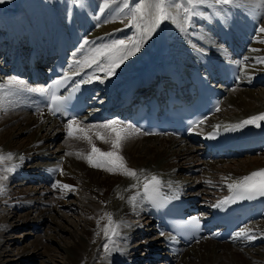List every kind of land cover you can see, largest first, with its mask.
I'll use <instances>...</instances> for the list:
<instances>
[{"label":"bare ground","instance_id":"obj_1","mask_svg":"<svg viewBox=\"0 0 264 264\" xmlns=\"http://www.w3.org/2000/svg\"><path fill=\"white\" fill-rule=\"evenodd\" d=\"M100 6L101 0L79 2L75 0H0V87L6 85L10 78L23 80L29 85L25 78L5 76L4 71L6 70L9 74L10 70L9 65L6 64L12 62V58L15 57L14 50L22 53L28 47V40L36 43H50L54 33L62 28V26L58 27L55 21L64 18L65 22L72 25L74 39H76L70 48L68 65L70 72L82 74L87 71L92 75L95 73L103 77L102 82L97 80L98 104H94L90 114L100 113L105 107V98L114 97L116 87L120 84L139 75L155 74L154 76L160 79L162 75L159 74L167 66L180 68L183 64L189 63L190 58H195L191 55L197 56L196 58L209 71L214 68L215 60L236 61L239 55L248 58L244 63L246 70H243L242 81L231 88L220 113L218 112L206 124L204 123V130L213 129L216 125H221L222 127L219 128L221 129L224 128L223 126H230L264 113V84L259 83L264 80V64L256 62L257 57H264V43L260 42L264 40V33L259 32V27L264 26V10L254 5L238 8L245 12L240 17L234 8H231L226 18L232 21L234 29L219 35L222 40L219 45L218 40L213 44L204 42L208 31L212 29V22L214 26L224 23L221 18L213 19L216 16L213 14V9L202 8L201 11L208 18H194L193 27L187 32H181L173 22L165 21L143 44L140 51L116 70L115 75L105 77L103 73L97 72L95 67L81 70L76 61H82L93 47H99L114 40L130 41L136 36V30L129 26L130 21L125 14H116L107 10L101 14ZM250 16L253 19L259 18L256 24H253V20L247 19ZM84 40L90 43L81 49L80 46ZM231 43L234 44L237 54L230 50ZM202 48L212 51V54L209 55L208 51ZM78 79H80L79 75H77V82ZM76 81L75 84L80 85ZM106 88L107 90L110 88L111 92L108 93ZM0 98H3L6 109L0 111V151L23 157L22 160L5 161V165L0 166H11L13 163L18 165L16 171L12 172L5 182L6 193L0 195V203L6 206L1 209L3 215H0V244L4 230L13 226L7 224L9 209L11 211L26 210V213L21 216L23 224L32 217L36 227L38 223L48 220V223L56 224V230L63 231L65 229L61 227V220L65 221L67 217L61 212V208L65 209L74 204L78 209L77 225L83 226L85 241L72 264H132L134 261L133 264H136V260H139V257H136L139 255L137 249L141 247L139 244V247H134L133 251L122 243V245L117 243L118 246H123L120 251H113L111 254L103 251L106 240L102 229L107 224V220H101V217L105 213H111L114 220L127 225L122 229V235L117 242L120 240L127 243L133 242L131 233L141 230L143 226H147L149 230L156 233L157 230L152 227L154 221L149 215L146 200L138 196L136 206L129 203L131 196L137 195L138 192L142 194L144 177L158 176L163 181L161 192L169 196L180 195L193 202H200L205 210L207 205H214L228 196L230 192L227 188L228 183L264 169V153L256 156L247 155L230 160L233 161L232 164H226L228 162L224 164L222 159L210 161L204 159L201 147L189 140L182 142L172 137L146 136L141 133L127 142L122 149V155L127 160L128 166L143 170L139 188L133 189L131 185L137 181L120 174H110L101 169L92 168L84 159L77 157L75 153H86L90 150V146L86 141L69 138L67 123H62L60 126L57 120L50 119L49 114L38 105L31 94L24 92L11 95L6 91H0ZM83 118L78 119L82 122L81 126L92 124L87 122L89 114L84 115ZM253 126L248 125L249 130L243 131L249 132ZM93 141L102 150H110V145L103 144L94 136ZM54 143L57 144L56 148L49 150ZM70 152L73 155H68ZM38 159L44 162L39 166L40 172L45 173V176H53L51 188L46 190L33 188L25 192L23 189H13L8 186L11 180H22L29 166L28 162ZM60 168L63 169V173L57 170ZM198 172H200L199 175H197ZM201 176L204 185H201ZM225 177L230 179L225 180ZM60 184L71 185L74 190L62 189L59 187ZM50 191H53V195ZM48 195L58 198L53 197V201H47L45 198ZM121 196L124 199H121ZM202 196L204 200L199 201ZM247 227L251 228V234L257 237L254 241L236 239L234 235L228 241L220 243L207 237L204 243L184 249L174 244L176 250L173 254H169V257L173 259V264H243V262L264 264V258L261 257L264 255V216ZM73 230L74 228L67 231L73 234ZM66 234L72 238V235ZM156 236V239L161 240V247L167 250L169 245L164 244L168 239H162L160 234ZM171 246L174 249L173 244ZM35 254H37L36 251L33 255ZM249 258H252V261ZM0 264H3V261H0Z\"/></svg>","mask_w":264,"mask_h":264},{"label":"snow or ice","instance_id":"obj_2","mask_svg":"<svg viewBox=\"0 0 264 264\" xmlns=\"http://www.w3.org/2000/svg\"><path fill=\"white\" fill-rule=\"evenodd\" d=\"M264 10V0H101V6L99 11L104 14L105 11L113 12L116 14H125L130 21L131 27L136 30V36L131 38L130 41L114 40L108 44H102L99 47H93L89 55L85 56L82 61H76V64L81 70L85 68H93L99 73H103L105 77H112L115 75L116 70L131 56H134L140 51L143 44L153 35L159 26L165 21L173 22L181 32H187L193 27V20L197 17H205L202 8L213 9V14L216 16H227L229 8H244L246 6H252ZM123 22V21H121ZM259 32L264 33V26L259 27ZM264 43V40L260 41ZM90 42L84 40L80 46L83 49ZM253 51H257L253 49ZM245 60L248 58L245 57ZM256 62L264 64V57H257ZM238 67H242V70H246L244 61L236 62ZM80 73H74L79 75ZM70 77L65 75L61 79L54 82L51 89L49 88H34L30 87L25 81L16 78H10L6 85L0 87V91H6L11 95H19L24 92L39 93L47 98L49 105L48 110L56 115L57 113L66 112V104L71 96L64 97L57 94L59 87L64 84ZM103 77L96 75L95 73L89 77L87 82L93 80H99L102 82ZM6 110L3 104V98H0V111ZM216 111H220L217 108ZM264 121V113L251 116L247 119L240 121L239 123L232 124L230 126H223L225 131L241 130L248 125H254L260 127V122ZM81 121L75 117L69 119L67 123V136L69 138L86 141L90 146V150L86 153L78 152L75 155L81 159H84L89 166L96 169H101L110 174H120L124 177L131 178L137 183H133L131 188H139L140 175L143 170H137L128 166V162L122 155V149L124 145L133 138L141 135L138 128L132 125L123 124L119 120H109L101 124H90L87 126H81ZM204 121H197L193 130L198 128ZM221 125H216L215 128L218 131ZM148 134V133H144ZM93 136L101 141L105 145H110V150H102L97 147L93 141ZM209 138H215V135ZM73 155V153H68ZM15 159L22 160L23 157H16L15 154L8 152L3 153L0 151V166L5 165V161H13ZM18 165L11 164V166L0 167V195L6 193V184L8 180L7 173L16 171ZM63 173V169H57ZM225 180L230 179L225 177ZM55 186V185H54ZM163 181L158 176L144 177L143 192L137 193V195L131 196L129 203L136 206L138 203V196L153 205L159 204L165 199L161 192ZM59 187L65 190H74V187L68 184H60ZM227 188L232 195L219 201L213 207L223 208L225 205L236 203L240 200L253 199L256 197H264V169H260L246 175L239 180L233 181L227 184ZM124 199L123 196L120 197ZM107 220V224L102 229L106 242L103 245V251L106 254H111L113 251H120L117 244V239L122 235V229L126 227L123 222H117L114 220L111 213H105L101 220ZM195 227L199 226V220L193 222ZM252 233V229L248 227L241 228L235 233L236 239H246L248 241H254L257 237ZM163 235V233H161Z\"/></svg>","mask_w":264,"mask_h":264},{"label":"rangeland","instance_id":"obj_3","mask_svg":"<svg viewBox=\"0 0 264 264\" xmlns=\"http://www.w3.org/2000/svg\"><path fill=\"white\" fill-rule=\"evenodd\" d=\"M75 1L79 2L82 0H75ZM21 137L23 138L24 136ZM232 162L233 161H230L226 164H232ZM1 173L4 174L3 172ZM200 181L202 185L204 183L202 176L200 178ZM8 186H10L13 189H23L25 190V192H28L33 188H37L36 187L37 185L33 181H28V180H19V181L11 180L9 181ZM48 187H41V190H46ZM45 199L47 201H53V196L48 195L46 196ZM75 206L74 204H71L65 209H63V207L62 208L60 207L62 209L61 212H63V214H65L67 217V220L65 221L61 220V225H62L61 227L65 229L63 231L56 230L55 228L56 224L52 222L48 223L47 222L48 220L45 222L38 223L39 224L38 227L35 228L34 219L32 217H29V221L26 224H23V222L21 221V216L26 213V210L16 209L11 211L9 209L8 210L9 218L7 220V224L13 226L8 230L7 229L4 230V232L1 235L2 243L0 244V257L2 258H0V261H3V264H72L75 255L77 256V254H79L80 249L82 248L85 241L83 235V226L81 224L79 226L77 225L78 209H76ZM5 207L6 206L4 204L0 203V215H3L1 209ZM73 228H74V230L72 231L73 234H70V231L67 230H72ZM66 233L72 235L73 239L70 238V236ZM131 236H132L131 240L133 242L127 243L124 242L123 240H120L117 243H119L120 245L125 244L130 250L133 251V248L137 247L138 244L144 241V239L137 237V233L135 231L131 233ZM120 245L119 248L123 249V246ZM35 251L37 252V254L33 255ZM143 251L144 250L140 248L138 249L137 253L139 255L143 253L142 256L144 257L145 254ZM261 257L264 258V255ZM249 259L252 261V258ZM154 263L155 262H153L152 264ZM222 263H225V261H222ZM137 264H143V262L138 261ZM145 264L148 263L146 262ZM243 264H245V262H243Z\"/></svg>","mask_w":264,"mask_h":264}]
</instances>
